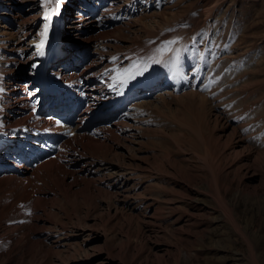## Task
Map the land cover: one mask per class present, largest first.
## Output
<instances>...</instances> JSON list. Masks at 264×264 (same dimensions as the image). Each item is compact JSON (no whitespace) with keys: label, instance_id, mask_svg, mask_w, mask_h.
Here are the masks:
<instances>
[{"label":"rangeland","instance_id":"rangeland-1","mask_svg":"<svg viewBox=\"0 0 264 264\" xmlns=\"http://www.w3.org/2000/svg\"><path fill=\"white\" fill-rule=\"evenodd\" d=\"M52 1L0 0L4 58L35 50ZM58 1L74 72L87 64L107 72L115 63L102 57L119 60L134 48L167 52L165 61L183 48L188 81L137 99L130 113L149 101L161 107L120 120L121 133L111 125L126 138L91 131L95 141L79 147L74 166L57 163L64 158L52 150L29 182L0 177V264H264V0H104L101 22L98 12L83 29L82 8L103 0ZM18 59L2 62L4 83L25 82L22 71L33 79L36 61ZM100 83V96L114 99ZM84 150L94 160L89 173L80 168L82 153L92 161Z\"/></svg>","mask_w":264,"mask_h":264},{"label":"bare ground","instance_id":"bare-ground-1","mask_svg":"<svg viewBox=\"0 0 264 264\" xmlns=\"http://www.w3.org/2000/svg\"><path fill=\"white\" fill-rule=\"evenodd\" d=\"M58 2H59L58 0H53L44 8L45 12L43 14V17L45 19L47 29L49 32L54 30L56 33V29L58 27V25H56V21H52L55 18H57L56 16L59 15V12H57L54 15V12L59 8ZM43 3L47 4L45 2ZM102 3H105V1H102ZM81 10H80V16H81ZM98 12L99 10L97 6H89V8L84 10L85 14L82 16V18L79 17L80 18L79 22L81 24L80 27L83 29L84 26L89 25L92 22H94L95 15ZM77 29L78 28H76V30ZM38 46L39 47L41 46V42L38 44ZM177 46L178 45H176V47ZM137 47L140 48V46H137ZM173 51H171V56H166L167 61H165V65L164 66L161 65L160 69H155V72L153 73V75L150 72L143 75L145 66H142L143 65L142 58L138 57L139 54H134V53L130 54V56L127 58L126 61L115 63V68H117V70L112 74V79L108 75V72L110 70H112V72L115 70L113 66L108 67L107 72L105 71L108 75L107 76L105 75V72L102 73V70L101 71L99 70L98 73H92L89 69V67L91 66L90 65L88 66V64L86 63L87 66L86 65L85 66L83 65L84 67L80 66L82 70H81V73L79 74L82 75V77H78V78H82V79L77 80V81L70 79V77H68L66 74L62 75L63 71L61 70V72L57 73V76L59 77V80L61 81L63 87L74 84V85H77L78 87L85 89L86 98H87L86 100L89 101L91 104H89V106L85 107L84 109H80L79 105L75 103L74 99L70 96L64 95L63 97H61L60 93L50 96V95H45L44 93H42L40 90V85L38 83L37 75L33 74V79L31 78L27 79L28 71L27 72L22 71L23 77L26 76L25 82L20 83V84H15L11 82L13 80L8 79L7 80L8 83H4V79L6 75L10 73L9 72L10 69L8 68V66L2 65L0 62V152H1L0 161H4L5 163L6 161L9 163H13V162L25 163L24 165L29 166L27 167L29 170L28 169L21 170L22 171L21 178L5 173L4 175H0L1 178H4L3 180L2 179L0 180L5 181L7 180L6 178L13 177L17 183L29 182V180L33 178L35 174L43 166L49 163V161L48 162L44 161L43 157L46 156L47 154H50L51 151L44 152L42 154H40V152L44 149L45 146H47L48 144H50L56 139L55 135L56 133L59 132L60 129L66 131V129H68L67 127H65L66 124L72 123L77 118H79L80 120H78L77 122L76 121L74 122L75 123L74 129L77 131V133L73 138V141H74L73 148L78 150L79 147H82L81 149L83 150L86 144L90 145L92 141H95V138H96V137L94 138L95 135L90 134L91 131L95 130V128H93L92 124L90 123V117L91 119H93L92 112H94L96 109H91V107L94 106V102L101 103L104 101V99L111 97V94H108L104 98H102L100 96L101 91L96 86H94L96 82H104V84H107L110 88V86H113L112 85L113 80L122 79L124 82L121 88V92L122 91L127 92L129 85L133 81L138 80V83L141 84V86L145 89L144 91H148L147 86L149 87L154 81V79H160L161 77H163L161 73L163 70L166 72L164 76L165 86L166 84L172 85L174 86L173 89H177L178 86H181V82L188 81L185 78L184 73L182 72L183 68L180 69V64L185 60V54H184L185 50H183L182 48V50L177 51L174 55L172 54ZM166 54L167 52L160 54L156 57L161 58L162 56H165ZM10 60H11L10 62L11 63L13 62L14 64V61L12 59ZM91 60H93V58ZM74 61H76L77 63L79 62L75 59ZM100 63L101 62L97 61L96 63L93 62L92 64H96V66H100L101 65ZM7 64H10V63L7 62ZM108 65L110 64H107V66ZM1 67H3V69ZM64 71L66 70L64 69ZM15 72L16 71H14V73ZM14 73H13V79H14ZM145 77H149V79L145 81ZM110 89H111V92L113 93L114 90L112 88ZM159 97H157L156 99H158ZM126 98L127 97H125V99ZM113 101L114 99L108 98L107 101H105L106 103L104 104H109V103H112ZM145 104L146 105L141 108V110L144 111L143 113L151 112V111H145L147 108V104H149L150 107H153L154 109L161 107L160 105H158V102H155V101H149ZM97 109H99V106H97ZM28 110H30L29 113H28ZM122 120L123 119H121V121ZM121 121L119 123H122ZM119 123L114 124V128H118V126H121V125H118ZM25 128L31 129V131L34 133L40 132L41 133L40 137H38L37 135L31 136L27 134L25 132ZM114 128H112L111 126L105 127L104 131L101 132L102 136H98L97 138H100V137L105 138L109 136L111 138L121 137L124 139L125 136H123L122 134L120 136L116 135L115 132L117 131V129H115V132H114ZM140 129L141 128L138 129L139 132H140ZM60 133H64V132H60ZM130 143L138 144L137 141L136 142L131 141ZM99 145H100V142H99ZM100 148L98 149L99 151H101ZM83 154L84 153L81 154L82 159H83L82 161H84L82 163L83 167H80V168L82 169V172L87 171L89 173L91 171V167L94 166V160L92 156L87 155V153L85 152V155L89 156V158L93 161L92 162L90 160L91 163L93 164L92 166H90L91 163L89 161L84 160ZM39 160H41V163L39 162ZM38 162L40 165H37ZM56 162L61 164L59 162V158L56 159ZM57 163L52 162L51 163L52 165L51 164L50 165H51L52 172L58 175L61 179L62 172L57 168ZM84 165H88V169H84ZM77 169L80 170L79 167ZM73 172H75L73 173L75 175L76 174L80 175L82 173L81 171L77 172V170ZM73 174L69 176L67 175L65 179H67L70 176H75ZM125 174H120V176L121 175L123 176ZM25 175H29V176H25ZM28 177L29 179H27ZM46 181L50 182V179L47 178ZM61 185L63 186V183ZM46 191L50 192L51 194L55 191V189L54 187H52L50 190L41 189L42 193L46 194Z\"/></svg>","mask_w":264,"mask_h":264}]
</instances>
